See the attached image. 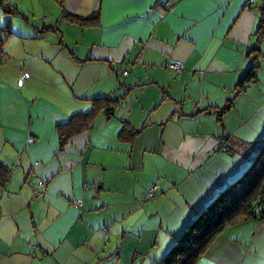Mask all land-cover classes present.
Here are the masks:
<instances>
[{
  "label": "crops",
  "instance_id": "1",
  "mask_svg": "<svg viewBox=\"0 0 264 264\" xmlns=\"http://www.w3.org/2000/svg\"><path fill=\"white\" fill-rule=\"evenodd\" d=\"M13 1L16 14L0 5L12 30L0 48V264H156L264 136L261 55L231 109L215 112L252 65L258 10L52 0L31 12ZM62 4L96 18L63 17ZM177 60L181 71L167 67ZM105 96L117 101L112 115L65 139L71 115ZM221 139L228 148L215 151ZM196 264H264V214L225 227Z\"/></svg>",
  "mask_w": 264,
  "mask_h": 264
},
{
  "label": "trees",
  "instance_id": "2",
  "mask_svg": "<svg viewBox=\"0 0 264 264\" xmlns=\"http://www.w3.org/2000/svg\"><path fill=\"white\" fill-rule=\"evenodd\" d=\"M257 2L258 0H246L243 6L244 9L255 7L259 16L258 26L255 34H253L254 36L256 35L254 38L255 43L250 49V54L253 55L252 65L237 82L236 93L227 99L222 107L215 110L217 116H221L224 112L231 109L236 95L243 90L246 83L256 78V70L259 65L258 57L261 55L259 45L261 38H264V1L261 7L256 5ZM0 5L7 13L16 14L15 12H19L15 5L9 4L7 0H0ZM62 16L72 20L80 18L86 21L94 18L92 16L87 18L78 17L65 8L62 9ZM9 33H12L10 21L6 20L0 24V48ZM116 102L115 99L106 96L97 98L93 100L92 107L87 112L72 114L69 121L65 124L64 138L69 139L72 135L89 128L94 117L100 111L107 117L112 115ZM256 141L258 148L247 168L196 214L186 229L175 239L168 251L156 264H196L225 227L251 217L261 218L263 216L264 206L258 207L257 202L264 199V136ZM36 186L34 185L33 189Z\"/></svg>",
  "mask_w": 264,
  "mask_h": 264
},
{
  "label": "rangeland",
  "instance_id": "3",
  "mask_svg": "<svg viewBox=\"0 0 264 264\" xmlns=\"http://www.w3.org/2000/svg\"><path fill=\"white\" fill-rule=\"evenodd\" d=\"M10 1H12V0H10ZM14 1H17V0H14ZM13 1V2H14ZM52 0H48V1H44V0H18V3H19V6H20V8L22 7L25 11H33L34 9H38V10H40L41 8H42V6H47L48 4H50V2H51ZM56 1H62V0H56ZM263 1L264 0H258V2H257V4L256 5H258L259 7H261L262 6V4H263ZM46 4V5H44V4ZM64 8V6H63V4H62V7H61V15H62V9ZM29 13V12H28ZM7 14H5L4 13V11H0V24H2L3 22H5L7 19H9V16L7 15ZM40 14H38V16H39ZM37 16V17H38ZM44 16H39L38 18L39 19H42ZM63 18H59L58 20H62ZM2 26V25H1ZM254 34H255V32H254ZM254 36V35H253ZM256 36V35H255ZM255 36H254V38H255ZM262 37V36H261ZM261 40H264V39H262L261 38ZM6 42V41H5ZM4 42V43H5ZM47 45H48V43H47ZM74 47V46H73ZM54 48V47H53ZM49 51H50V49H49ZM54 53H55V55H58V57L59 56H61V57H65L66 59H71V54L70 53H73V51L72 50H68V49H66V50H64L63 48H57L55 51H54ZM46 57L47 58H49L50 59V56L48 55V54H46ZM253 57V56H252ZM252 57H251V59H252ZM261 57H262V59L264 60V56L261 54ZM72 60V59H71ZM260 69H258L257 68V70H256V74H257V72L259 71ZM19 80V79H18ZM128 94H126L125 96H127ZM118 100H119V102H121L122 100H123V98H118ZM147 162L148 161H144L143 159H140V161H139V164L140 165H142L144 168H148L147 167ZM136 177H140V173H136V175H135ZM160 179H166V178H160ZM152 183V182H151ZM151 185V184H150ZM152 186H156V185H151L150 187H152ZM149 187V188H150ZM148 202H150V200L148 201ZM145 203L146 202H142V204L143 205H145ZM263 206H264V204H263ZM108 210H111V206H110V208H108ZM108 212V211H107Z\"/></svg>",
  "mask_w": 264,
  "mask_h": 264
},
{
  "label": "built area",
  "instance_id": "4",
  "mask_svg": "<svg viewBox=\"0 0 264 264\" xmlns=\"http://www.w3.org/2000/svg\"><path fill=\"white\" fill-rule=\"evenodd\" d=\"M165 6L168 7L169 3L166 2ZM167 67L169 69H172V70L176 71V72H179V71H181L183 69L184 66H183V62L182 61H178L177 60V61L168 62L167 63ZM126 73H127V71H123L122 72L123 75H125ZM227 148H228L227 143L223 139H221L220 142L217 144V146H215L214 150L215 151H226ZM43 183L44 182L39 181L37 186L33 189L34 194L36 196L40 195V189H41V186H43ZM156 189H157L156 186L150 187L148 189L149 195L154 196ZM74 203H75L76 206H80L81 205V200H75ZM263 204H264V199L257 202V206L258 207H263Z\"/></svg>",
  "mask_w": 264,
  "mask_h": 264
}]
</instances>
